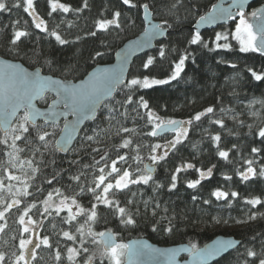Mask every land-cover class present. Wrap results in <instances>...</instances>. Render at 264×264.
I'll list each match as a JSON object with an SVG mask.
<instances>
[{"label": "snow or ice", "instance_id": "snow-or-ice-1", "mask_svg": "<svg viewBox=\"0 0 264 264\" xmlns=\"http://www.w3.org/2000/svg\"><path fill=\"white\" fill-rule=\"evenodd\" d=\"M246 2L247 0H231L228 8L214 6L211 13L206 16H199L196 21V28L198 29L202 23L213 24L220 20L234 19L235 16H238L239 23L235 26L234 34H231L232 39L239 45L238 51L241 53L259 51L264 55V8H261L259 12L253 11L251 13L252 17L260 21L257 33L253 31V25L245 19L244 5ZM119 4L126 6V9L123 7L114 8L110 13V18L105 15L107 10L105 9L100 13V17L95 20L92 30L86 33V36L99 39L101 46L89 54V59L97 67L87 75L86 79H82L79 83H73L67 79H53L51 76L43 75L40 70L30 72L16 63H7L0 67V233H5L9 228L7 215L14 208L22 213L17 216L15 221L18 225V236L13 237L14 240L18 239V251L13 254L14 259L11 261H7L6 254L0 252V264H33L38 259V249H41L42 246L49 250L54 248L47 235L38 238L37 241L31 238V234L36 228L41 227V224L39 221H34L29 214L34 208H37V204L34 202L36 196L44 192L41 184L51 185L53 180L60 175V172L54 169L51 178H49L44 169L56 164L55 154L57 152L72 151V148H66L65 146L71 141L72 133L77 132V125L83 120H99L96 127L85 131L80 138V147L83 152H87L91 148L92 153H99L101 149L93 147V144L100 141L101 135L110 139L104 125L114 127L116 124H120L121 121L118 118H127L129 106L140 119H144V115L147 116L144 124V128L147 130L142 132L143 137L160 138L165 133H173L174 135L164 144L157 142L150 145V154L147 158L151 161V164H144L142 168L140 165L143 164L144 156L141 155V145L136 144L135 147H130L133 142L129 139H123V143L116 146L117 156L110 162L107 152L100 155L98 160L93 156L94 163L92 165L85 164L81 166L82 169H92V178L87 186L81 181L82 176L87 178L85 172L81 170L77 174L70 173L69 179L76 183L79 191L75 192L73 189L75 194L70 198L60 189L53 187L41 201L44 204L43 211L40 212L37 209L41 216L44 214L59 216L61 212L67 210L69 215L66 218L61 217L63 222L71 223L77 215L85 214V223L94 224L98 219V205L102 204L105 208L111 210L115 217H118L121 225L126 228H135L139 224L142 215L148 217L149 201H144L143 213H141L138 205L135 207V211H131L129 206H132L134 201L128 199L126 205L121 206L118 198L119 193L131 190L130 186L132 185L152 187L154 193H159L166 187L167 191L171 193L178 187L179 174L187 172L189 169H195L199 173L198 179L185 180L187 188L195 190L201 186L202 180H207L214 174L213 170L216 168V164L202 170L191 162L181 161L178 166L171 170L167 185L154 177L157 168L162 166L161 162L166 163L170 153H179L180 146L188 140L190 131L194 129V126L201 127L204 118H207L210 124L218 125L222 130L226 129L224 118L217 114L215 106H208L188 119L165 120L156 115L150 107L149 101L145 99L143 94H140L141 89H149L156 85H170L173 82L179 84L181 81L193 82L194 77H188L186 67L188 63L196 65L194 50L185 48L176 61H169L170 67L167 70L166 78L151 77L150 70L157 63L162 65L165 60H168L169 55L177 51L176 48H159L156 56H147L142 64V68L147 74L132 75L131 78L125 77L124 66L128 63V57L133 51L148 47L156 37L164 36L166 32L178 24L179 21L176 17L180 8L186 6L185 0H175L171 5H166L172 22L169 18H163L164 13L157 10L156 0H119ZM46 5L49 10L45 15L50 19H56L61 15L67 17L69 14L78 16L85 10H91L89 0H83L82 5L77 6L62 2V0H46ZM195 7V4L188 7V14H191ZM233 9H236L235 14ZM14 10H22L27 13L32 17L35 29L45 34L44 37L37 35V42L41 39L54 38L60 46L73 43L62 38L59 31L60 24H55L52 28L48 27V21L38 14V0H0V14H10ZM125 10H136L137 12L142 10L145 20H148L150 15H160L162 19L158 23L149 21L150 26L144 29L143 37L137 40L130 49H125L117 54L121 57L120 65L117 67H101L99 66L100 62L107 54L105 49L109 45L98 34H110L113 30H120L126 27L129 21L134 24L135 21L132 20L131 16H124ZM53 14H56V16ZM71 26V23H69V27ZM0 35L4 37V39H0V44H3L8 53L14 58L31 54L40 55L36 53L38 43L30 51L25 48L27 43L32 42L31 36L33 33L21 25L19 18L11 22L10 31L8 25L0 27ZM229 35L230 33L217 32L214 34V39L205 40L202 34L196 30L190 36L188 44L209 52L218 50L233 51L234 47L229 40ZM258 39L259 42H257ZM221 41L224 42L221 43ZM46 63L51 71L54 63L51 60L46 61ZM217 63L228 64L233 69L237 67L234 62L230 63L226 59L217 60ZM68 70V68L60 69L61 72ZM250 72L254 81H264V72L258 73L254 70H250ZM211 75L213 78L215 77V73ZM231 80L234 84L237 82L236 77H232ZM210 86L215 88L214 84ZM49 91L55 92L56 98L53 104L49 105L50 111L41 112L35 107L33 101L37 97L42 98ZM117 91L119 98L114 94ZM229 95L238 96L239 93L233 88ZM217 103L222 104L220 96H217ZM256 104L264 109V99L254 100L247 105L253 117L258 116V113L254 110ZM64 109H71L68 114L74 117V122L65 118L64 128L60 129L64 139L55 141L53 146L52 137L55 133L49 132L46 126L57 127L55 118L58 115H65ZM140 109H145L146 113L141 114ZM21 110H23V115L18 116L17 113ZM234 111V109H226L223 106L219 109V113H223L225 116L229 112L234 113ZM41 117L44 118V125L37 124V120ZM231 118L240 127L246 126L248 128V132L245 133L246 136L259 141L258 146L251 147V158L242 157L243 164L246 167L243 170L237 168L235 174L239 176L240 182L244 184L264 181V163L259 162V158H264V119L257 125L239 119V114H234ZM70 126L71 131H69ZM80 131H83V129H80ZM204 131L207 132V129H204ZM129 132L134 133L135 129L121 126L116 134ZM231 134V130H229V135ZM236 135L239 136V133L237 132ZM210 139L216 146L215 155L225 162L232 163L229 159L231 150H224L220 147L221 135H211ZM232 147L238 148V145L233 144ZM120 148H129L130 153L134 152L135 154L122 155L119 152ZM159 149H163V151L157 154ZM102 161L103 163H101ZM69 163L78 165L79 161L72 160ZM118 164L121 166L118 167ZM222 175L225 181L231 182L233 179L232 175L227 173ZM68 187L71 189L72 186L69 185ZM5 193L9 195L6 196ZM87 193H91V207L86 210L78 204L75 196ZM210 196L215 197L216 201L227 202V206L231 207V201L240 198V193L235 190L229 192L216 188L210 192ZM28 197H33V200L24 204V200ZM69 199H71V205L68 204ZM191 199L195 203L200 198L193 195ZM202 203L207 205L212 201L211 199H204ZM243 204L251 206L252 209H257V206L264 208V199H261L260 196L250 195L243 198ZM22 205L24 206L21 207ZM72 206L78 209L77 213L72 211ZM160 207L157 202L151 208V229L154 232L163 231L170 234L176 227L173 223L176 217L160 215L158 211ZM167 211L165 208L164 212ZM157 216H160V218L156 219ZM258 216H264V212L259 209L250 211V214H246L243 219L236 220V223L245 224L249 221H255ZM162 222H166L163 223V227H161ZM216 222L220 223L221 221L217 220ZM223 222L227 224L228 220ZM53 227L55 228V225ZM76 232L79 233V237L69 231H62V235L67 241H72L74 245L76 243L80 245L79 248H67L66 259L69 264H95V255L86 246L89 244L102 246L101 255L103 259H107L108 264H125V258H127L128 264H146L143 259L145 257H150L152 264H162L159 257H175V251H161L141 242L133 244L116 243L109 232H94L91 227L87 229L86 233L83 227L77 228ZM260 237L264 241V233L260 234ZM253 239H256V237L254 236ZM240 243L237 240H217L210 246L206 245L204 249H199L196 244H192L190 248L183 249V251H188L197 264H207L209 260L215 259L229 249H235L237 244ZM61 257V251L56 246L55 260L57 264L61 261ZM77 257H81V260H77ZM242 257L243 264H264V243H262L260 252L254 250V248L245 247ZM103 259L101 264H103Z\"/></svg>", "mask_w": 264, "mask_h": 264}, {"label": "trees", "instance_id": "trees-1", "mask_svg": "<svg viewBox=\"0 0 264 264\" xmlns=\"http://www.w3.org/2000/svg\"><path fill=\"white\" fill-rule=\"evenodd\" d=\"M217 0H185V7L180 8L176 19L179 21L172 29L167 33L165 39L156 44L153 51L135 59L130 67L128 77L132 75H144L145 70L142 68L143 62L147 56H156L159 48L164 47L166 49L176 48L177 51L169 55L168 60H165L163 64L157 63V65L150 70L151 77L154 78H166L167 70L170 67L169 61H176L178 56L185 48L194 50L196 65L191 63L187 64L186 72L188 77H194L193 82L181 81L179 84L173 82L170 85H156L149 89H141V93L145 96V99L149 101L150 107L155 111L161 119H188L198 111H203L208 106H215L216 112L219 116L224 118L226 129H220L218 125L210 124L207 118L203 119L201 127H195L189 133V138L185 143L180 146L179 153H170L167 162H161L162 166L157 168L154 174L156 180L163 181L165 185L170 180L171 170L178 166L181 161H187L193 163L197 168L206 170L212 164H216V168L213 170V176L207 180L201 181V186L197 189H188L185 180H195L199 178V173L195 169H189L187 172H181L178 178V187L173 192L169 193L165 187L161 192L154 193L152 187L145 185H132L131 190H125L123 193L118 194V198L121 202V206L126 205L128 199H132L134 204L129 206L131 211H135V207L138 205L141 213L144 212V201H149V215L148 217L141 216L140 222L135 228H126L119 223L118 217L112 214V211L105 208L102 204L98 205L97 213L98 219L94 224L85 223V214H80L71 223H65L61 220V217H67L69 214L67 211H63L59 216L53 215H39L37 209L40 212L43 211L44 204L41 202L48 191H51L53 187L60 189L68 197L74 196V191L78 192L79 187L76 183L69 179V174H77L79 171H83L87 174V178L81 177V181L87 183L91 181L92 169H82V165H92L94 163L93 156L98 160L100 155L104 152L109 154V162L115 159L117 156V147L123 143V139H129L133 142L130 147H135L136 144L141 145V155L144 156L142 168L146 162L151 164V161L147 158L150 154V145L152 143H166L168 139H171L174 134H169L160 138L143 137L142 132L147 129L144 128V124L147 120V116L144 115V119H140L137 113L131 110L129 106L127 118L119 117L120 124H116L114 127L104 125L110 139L101 135V139L98 143L93 144V147L101 149L99 153H92L91 148L87 152H83L80 147V138L84 135L85 131L90 128H94L99 124L97 119L93 123L87 124L81 132L77 142L75 143L72 151L63 156L59 153L55 154L56 164L44 169V172L49 178L53 173V170L60 172V175L53 180L51 185L42 183L41 186L44 189L43 194H38L35 198L37 208H34L29 214L34 221H39L41 227L36 228L35 232H38L39 237L47 235L50 238V242L53 243L54 248L49 250L44 248L37 250V261L33 264H57L55 260V249L58 246L61 251L62 257L59 264H69L66 259L67 248L77 247L79 243L73 244L72 241H67L62 231H69L71 234L77 235V228L83 227L85 233L89 227L94 232H104L110 230L114 233L118 239V243H125V241L132 238H145L150 242L159 246H172L179 244H187L191 246L196 244L198 248L204 246L213 238L219 235L230 236L241 243L239 247L223 257L214 264H243L242 254L245 251V247L254 248L257 252L261 251V246L264 241L261 240L260 234L264 233V216H258L255 221H249L245 224H237L236 220L243 219L246 214H250V211H257L259 209L264 212V208L257 206V209H252L251 206L243 204V198L250 195L260 196L264 199V181H257L255 183L244 184L240 182V178L235 174V170L239 168L243 170L246 165L243 164V158H251V147L258 146L259 141L253 140L251 137L246 136L248 128L240 127L231 117L234 114H239V119L246 121V123H253L259 125L261 120L264 119V109L259 104L255 105L254 110L258 113L257 117H253L251 111L247 108V105L254 100L264 99V81L256 82L251 76L250 70L257 71L258 73L264 72V55L259 51L255 53H241L238 51V43L232 39L231 34L235 32V26L239 23V17L235 16L225 26L218 27L216 29L207 30L202 34L205 40L214 39V34L217 32L230 33L229 40L234 47L233 51L218 50L216 52H209L205 49H199L197 46H190L188 41L190 36L194 34L193 26L199 19L200 15L207 13ZM62 2L71 3L74 6L82 5L83 0H62ZM91 4V10H85L78 16L69 14L67 17L63 15L56 19H50L45 14L49 10L46 5V0H38V14L48 21V27L52 28L55 24H60V34L62 38H65L73 43H69L63 46L57 44L54 38L41 39L39 42L36 40V36L44 37L45 34L35 29L32 22V17L22 10H14L12 13L0 14V27L4 25L9 26L11 30V22L20 19L21 25L29 30L33 35L31 36V43H27L25 48L31 50L34 45L39 44L36 47V53L39 56L31 54L28 56H21V58H14L8 53L3 44H0V57L11 61H17L22 63L29 69L39 68L43 74L51 75L59 79H67L69 81L77 82L85 77V75L97 65L89 59V54L94 49L100 47V40L96 37L86 36V33L91 31L95 20L100 17V13L105 11V15L109 16L114 8L123 7L119 0H89ZM175 0H156L157 10L164 13L163 18H169L172 22V18L168 12L166 5H171ZM264 3V0L259 1L251 5L246 13L245 19L250 20L251 13L257 11ZM193 4L196 7L191 14H188V7ZM198 13V14H197ZM56 16V14H53ZM124 16H131L132 21L128 22V25L120 30H113L110 34H98L101 39L109 45L105 51L107 54L103 57L100 65H106L112 62L114 53L119 49L126 41L136 37L142 32L144 24L142 21L143 12L140 10H125ZM154 20L161 22L162 17L160 15L152 16ZM71 23V27H69ZM118 33V34H117ZM79 37V39H77ZM0 39H4L0 35ZM224 41H221L223 43ZM214 47V45H213ZM226 59L230 63L234 62L237 67L235 69L228 66V64H218L217 60ZM51 60L54 63V67L50 71L46 61ZM61 68H68V71L61 72ZM212 73H215V77H212ZM232 77L237 78V82L234 84L231 80ZM215 85L211 87L210 85ZM235 89L238 96L229 95V93ZM119 98L118 91L115 93ZM217 96L222 98V104L217 103ZM52 98L45 96L40 102L39 106H46ZM223 106L226 109H234L233 112H229L227 116L223 113H219L220 107ZM140 113H146L145 109H140ZM21 114L20 116H22ZM135 118V119H134ZM215 118V117H214ZM44 125L43 123H37ZM124 126L129 129H135V132L120 133L117 135L119 127ZM49 132L55 133L52 137V144L60 132L61 124L53 128L46 126ZM207 129V132L204 131ZM231 130V135H229ZM239 133V136L236 133ZM214 134L221 135L220 147L224 150H231L229 152V159L232 163L221 160L217 155L216 146L211 141L210 137ZM233 144H237L238 148H233ZM195 145V147H193ZM120 154L134 155V152L130 153L129 148H120ZM79 153V155H77ZM239 153V154H238ZM158 154V150H157ZM51 159V157H49ZM78 160L79 164H70L69 161ZM260 163H264V158H259ZM103 163V161L101 162ZM118 167L121 165L118 164ZM126 166V165H125ZM135 167V164L133 165ZM99 167V166H97ZM223 173L232 175L231 182L225 181ZM19 174V173H17ZM71 185V189L68 187ZM216 188H220L224 191H238L240 198L231 201V207L227 206L225 201H216L215 197L210 196V192ZM32 191V189H30ZM135 193V195H133ZM6 196L9 194L5 193ZM193 195L198 196L200 199L195 203L191 197ZM78 204L84 209H90L91 193L81 194L75 196ZM204 199H211L212 203L203 204ZM33 197H28L24 200V204L32 201ZM10 202V199H9ZM68 202H71L69 199ZM94 202V201H93ZM160 204L158 210L160 215L175 216L173 221L176 227L172 233H166L163 231H152L150 226V213L151 208L155 206V203ZM22 205L21 207H23ZM168 211L165 213L164 209ZM250 210V211H249ZM19 214L15 208L7 215V222L9 228L5 233H0V252L6 254L7 261L14 259L13 254L18 251V239L14 240L13 237L18 236V225L15 222ZM157 216L156 219H159ZM27 219V217H26ZM220 220V223L216 221ZM228 220L225 224L223 221ZM162 222L161 227H163ZM55 225V228L53 227ZM225 226L227 229L221 231V227ZM57 233H59L57 235ZM28 235V234H25ZM256 239H253V237ZM90 248V252L95 255V264H101L103 259L101 246L86 245ZM77 260H81V257H77ZM103 264H108L107 259H103Z\"/></svg>", "mask_w": 264, "mask_h": 264}, {"label": "water", "instance_id": "water-1", "mask_svg": "<svg viewBox=\"0 0 264 264\" xmlns=\"http://www.w3.org/2000/svg\"><path fill=\"white\" fill-rule=\"evenodd\" d=\"M259 1H262V0H247V2L245 3L244 5V12L246 13L247 9L259 2ZM231 3V0H217L216 3L211 7V9L205 13L204 15H208L209 13H211L213 11V8L214 6H222L224 8H228L229 7V4ZM261 8H264V3L260 6V8L256 11V12H259ZM236 12V9H233V13L235 14ZM231 19H228V20H220L218 21L217 23H213V24H206V23H202L199 25V28L197 29L196 28V23L195 25L193 26V31L195 33L196 30H198L200 33H203L207 30H212V29H216L218 27H221V26H225L226 24H228V22L230 21ZM142 21H143V24H144V28L142 30L141 33H139L136 37L126 41L119 49H117V51L114 53V56H113V60L111 63L109 64H106V65H99L101 67H117L118 65H120L121 63V57L119 55H117L118 53L122 52L123 50L125 49H130L131 46L139 39H141L143 37V34H144V29L148 28L150 25H149V21H151L152 23H158V21L154 20L152 15L149 16L148 20H145L144 17L142 16ZM250 24L253 25V31L254 32H257L258 33V25L260 24V21L257 19V18H251L250 21H249ZM167 33H165L164 36H158L156 37L151 45H149L148 47L144 48V49H139V50H136V51H133L132 54L128 57V63L124 66V71H125V77L127 78L128 77V73H129V70H130V67L133 63V61L151 51H153L156 47V44L157 43H160L162 42L165 37L167 36ZM259 42V39L258 41ZM7 63H16V64H19L21 65L25 70L27 71H30V72H33V71H36V70H40L41 73L43 74L42 70L39 69V68H36V69H29L27 67H25L22 63L20 62H17V61H11V60H8V59H4L2 57H0V67H2L4 64H7ZM97 67V66H96ZM94 67L93 69H91L83 79H86L87 78V75L89 73H91L92 71H94V69L96 68ZM43 75H47V74H43ZM48 76H51V75H48ZM51 78L53 79H59V78H56V77H53L51 76ZM82 80V79H81ZM81 80L77 81V82H73V83H79ZM115 94V93H114ZM45 96H50L52 98V100L44 107L42 106H39V102L45 97ZM56 98V93L53 92V91H49L47 93H45L43 95V97H37L36 99H34L33 103L35 105V107L40 110L41 112H47V111H50L51 109L49 108V105H52L53 104V101L54 99ZM62 108V105L60 106ZM65 115H58L56 118H55V122H56V125L58 124H61V129L64 128V121H65V118L68 120V121H71V122H74V117L68 113L71 112V109H64L63 110ZM21 114H23V110H21L20 112L17 113L18 116H20ZM94 121L92 119H86V120H83L81 121V123L79 125H77V132H73L72 133V139L71 141L65 146L66 148L67 147H70L73 149L75 143L77 142L80 134L82 131H80V129H84L85 126L87 124H90V123H93ZM37 123H43L44 124V118L41 117L37 120ZM51 123V122H50ZM69 131H71V126L69 127ZM169 134H173V133H165L163 134V136L161 137H164L166 135H169ZM64 139V135L63 133L60 131L56 140L55 141H62ZM54 145H55V142H54ZM59 153L60 155H67L69 153V151H65V152H57ZM145 164H149V162H146ZM155 174V173H154ZM104 232H109L113 237H114V240L116 243H118V239L116 238V236L114 235V233L110 230H106ZM217 240H237L233 237H230V236H223V235H219V236H216L215 238H213L211 241H209L207 244H205L204 246L200 247L199 249H204V247L206 245H212L215 241ZM239 241V240H237ZM136 242H141V243H144V244H147L149 245L150 247L152 248H157V249H160L161 251H165V252H168V251H175V257L174 258H170V257H159V260L162 262V264H197V262L193 259V257L190 255V253L188 251H183V249H188L190 248L191 246L187 245V244H179V245H172V246H159L157 244H154L152 242H150L149 240L145 239V238H132V239H129L127 241H125V244H133V243H136ZM240 244H237L236 248L235 249H229L227 252L225 253H222L220 256L216 257L215 259H211L207 262V264H214L215 262L219 261L220 259H222L223 257L227 256L229 253H232L233 251H235L238 247H239ZM101 249H102V246H101ZM103 251V249H102ZM145 261H146V264H152V261H151V258L150 257H145L143 258ZM125 264H128V260L127 258H125Z\"/></svg>", "mask_w": 264, "mask_h": 264}, {"label": "rangeland", "instance_id": "rangeland-1", "mask_svg": "<svg viewBox=\"0 0 264 264\" xmlns=\"http://www.w3.org/2000/svg\"><path fill=\"white\" fill-rule=\"evenodd\" d=\"M246 20H247V19H246ZM247 21H248V23H249V20H247ZM163 144H164V143H163ZM161 151H163V149H159V150H158V154H159ZM68 204L71 205V202H68ZM65 211H67V210H65ZM72 211H73L74 213H77V212H78V209H77L75 206H72ZM68 214H69V213H68ZM79 215H80V214H79ZM79 215H77L76 218H77ZM225 229H227V227L222 226L220 230L223 231V230H225ZM31 238H32L34 241H37L38 238H40L38 232H35V231H34V232L31 234Z\"/></svg>", "mask_w": 264, "mask_h": 264}]
</instances>
